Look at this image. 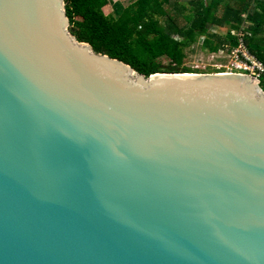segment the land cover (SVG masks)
Masks as SVG:
<instances>
[{
  "label": "water",
  "instance_id": "95a60500",
  "mask_svg": "<svg viewBox=\"0 0 264 264\" xmlns=\"http://www.w3.org/2000/svg\"><path fill=\"white\" fill-rule=\"evenodd\" d=\"M0 264H264V88L96 51L65 0H0Z\"/></svg>",
  "mask_w": 264,
  "mask_h": 264
},
{
  "label": "trees",
  "instance_id": "16d2710c",
  "mask_svg": "<svg viewBox=\"0 0 264 264\" xmlns=\"http://www.w3.org/2000/svg\"><path fill=\"white\" fill-rule=\"evenodd\" d=\"M65 2L71 31L80 41L146 75L207 72L186 65L187 49L201 40L210 52L230 50L238 44L231 30L241 28L250 50L264 62V0H133L120 4L117 15L104 10L112 0ZM260 79L264 88V75Z\"/></svg>",
  "mask_w": 264,
  "mask_h": 264
},
{
  "label": "rangeland",
  "instance_id": "374dc122",
  "mask_svg": "<svg viewBox=\"0 0 264 264\" xmlns=\"http://www.w3.org/2000/svg\"><path fill=\"white\" fill-rule=\"evenodd\" d=\"M133 0H112L105 6L106 13L117 15L116 9L120 4L127 5ZM226 28L222 29L225 32ZM228 55H222L219 52H210L202 47L201 40L195 43L191 48L187 49L186 65L200 71L216 72V70H228ZM164 63H168L169 59L164 58ZM262 80V79H261Z\"/></svg>",
  "mask_w": 264,
  "mask_h": 264
},
{
  "label": "built area",
  "instance_id": "2783aa9c",
  "mask_svg": "<svg viewBox=\"0 0 264 264\" xmlns=\"http://www.w3.org/2000/svg\"><path fill=\"white\" fill-rule=\"evenodd\" d=\"M232 34L238 36V44L230 50L225 48L220 49L222 55H228V70L227 72H239L254 75L261 81L260 77L264 75V62L253 53L246 41V31L241 29H232ZM229 44H226L228 46Z\"/></svg>",
  "mask_w": 264,
  "mask_h": 264
}]
</instances>
